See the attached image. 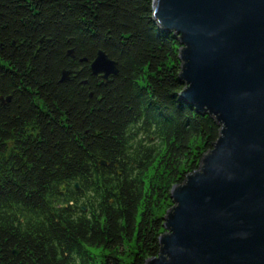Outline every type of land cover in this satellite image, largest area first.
<instances>
[{
  "label": "trees",
  "instance_id": "16d2710c",
  "mask_svg": "<svg viewBox=\"0 0 264 264\" xmlns=\"http://www.w3.org/2000/svg\"><path fill=\"white\" fill-rule=\"evenodd\" d=\"M179 49L153 0H0V161L7 138L22 149L0 172V264L157 255L160 207L219 130L180 98ZM98 51L119 65L108 83Z\"/></svg>",
  "mask_w": 264,
  "mask_h": 264
},
{
  "label": "water",
  "instance_id": "95a60500",
  "mask_svg": "<svg viewBox=\"0 0 264 264\" xmlns=\"http://www.w3.org/2000/svg\"><path fill=\"white\" fill-rule=\"evenodd\" d=\"M153 19L180 45L181 100L219 130L170 190L144 264H264V0H153ZM89 68L105 83L119 72L103 51Z\"/></svg>",
  "mask_w": 264,
  "mask_h": 264
},
{
  "label": "flooded vegetation",
  "instance_id": "af4514ba",
  "mask_svg": "<svg viewBox=\"0 0 264 264\" xmlns=\"http://www.w3.org/2000/svg\"><path fill=\"white\" fill-rule=\"evenodd\" d=\"M10 142H12V141L7 138V140L5 141L6 147L4 148V151H3V157L1 158V161H0L1 176L3 178H5L6 180H8V177H10L12 175V169L13 170L17 169L18 162H19L18 160H20V158H21L20 157L21 154H20L19 150L22 151L21 148H18V149L13 148L11 146ZM14 152H18L19 156L18 157H11V154ZM17 158H19V159H17Z\"/></svg>",
  "mask_w": 264,
  "mask_h": 264
},
{
  "label": "rangeland",
  "instance_id": "374dc122",
  "mask_svg": "<svg viewBox=\"0 0 264 264\" xmlns=\"http://www.w3.org/2000/svg\"><path fill=\"white\" fill-rule=\"evenodd\" d=\"M171 207H172V203H165V204H163V205H161V213L163 214V217L166 215V213L168 212V210H170L171 209ZM96 253H98V254H96ZM96 253H93V255H95L97 258V260H102V258H103V256H102V252L100 253V251H98V252H96Z\"/></svg>",
  "mask_w": 264,
  "mask_h": 264
}]
</instances>
